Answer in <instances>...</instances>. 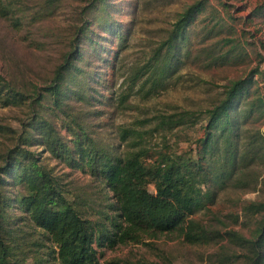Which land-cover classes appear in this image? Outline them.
<instances>
[{"label":"rangeland","instance_id":"obj_1","mask_svg":"<svg viewBox=\"0 0 264 264\" xmlns=\"http://www.w3.org/2000/svg\"><path fill=\"white\" fill-rule=\"evenodd\" d=\"M197 4L167 77L152 88L148 66L160 48L165 53L163 43L181 14ZM66 62L80 70L66 73L61 106H54L47 93L38 101V92L53 83L57 68ZM239 81H246L248 91L237 99L231 116L238 124L235 149L244 158L225 186L217 188L215 200L193 216L206 228L207 238L190 243L175 231L146 243L95 246L101 264H249L250 247L241 237L255 238L264 221V0H3L0 88H13L26 99L9 105L0 99V167L19 148L34 152L83 215L100 219L113 201L111 191L45 149L37 129L42 118L63 143L71 139L66 125L80 123L110 154L146 148V162H151L160 154L196 149L206 136L208 110ZM252 102L258 107L241 117ZM150 189L154 192L155 185ZM17 215H22L19 210L8 208L1 227L12 260L62 264L41 229L27 219L17 223Z\"/></svg>","mask_w":264,"mask_h":264},{"label":"trees","instance_id":"obj_2","mask_svg":"<svg viewBox=\"0 0 264 264\" xmlns=\"http://www.w3.org/2000/svg\"><path fill=\"white\" fill-rule=\"evenodd\" d=\"M199 8L197 4L181 14L171 35L163 43L165 53H161L160 48L153 58L154 64L148 66L147 70L152 68V88L160 86L167 77L178 41L185 36L187 25L193 21ZM6 10L4 13L9 12V9ZM112 29L113 25L106 27L107 31ZM74 52L81 57L78 50ZM70 70L80 68L74 62L61 64L53 83L43 93L38 92L37 100L45 98L47 93L54 106L59 108L66 96L63 87L66 73ZM245 84L246 81L235 82L228 90L227 97L208 110L206 136L196 149L166 157L160 154L162 159L158 157L151 162H146V158L150 157L146 148L122 155L110 154L107 149L98 147L80 123H66L71 139L63 143L55 135L50 121L42 118L37 129L42 136L40 143L45 149L64 160L68 166L82 169L101 180L111 191L113 201L108 203V211L100 219L84 216L75 202L66 196V190L53 170L42 164L34 152L19 148V152L9 154L6 163L0 167V264H26L12 260L9 241L1 231L3 223L8 220L4 212L10 207L22 214L16 216L17 223L23 218L41 229L46 241L51 243L49 247L62 264H101L95 245L103 248L129 242L146 243L148 238H155L160 233L176 231L187 242L203 241L208 232L193 216L215 200L217 188L224 187L226 180L234 176L235 167L244 158V154L235 149L234 131L238 124L231 112L235 110L237 99L248 91ZM4 90L0 88V99L4 98L7 105L26 99L23 93L13 88L6 92ZM83 92L81 89L75 90L77 95L86 99ZM254 106L257 104L252 102L249 108L241 111L240 116H251ZM126 137L124 135L123 138ZM151 184L155 185L154 192L150 189ZM8 186L21 187L15 191L8 190ZM10 219L12 221V216ZM241 241L250 247L249 264H264V221L255 238L241 237ZM37 264L44 262L38 261ZM113 264L157 263L114 261Z\"/></svg>","mask_w":264,"mask_h":264}]
</instances>
